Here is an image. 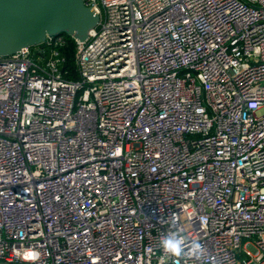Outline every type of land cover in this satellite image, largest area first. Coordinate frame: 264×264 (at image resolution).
I'll return each instance as SVG.
<instances>
[{
  "label": "built area",
  "instance_id": "obj_1",
  "mask_svg": "<svg viewBox=\"0 0 264 264\" xmlns=\"http://www.w3.org/2000/svg\"><path fill=\"white\" fill-rule=\"evenodd\" d=\"M83 2L0 57V264H264V0Z\"/></svg>",
  "mask_w": 264,
  "mask_h": 264
},
{
  "label": "water",
  "instance_id": "obj_2",
  "mask_svg": "<svg viewBox=\"0 0 264 264\" xmlns=\"http://www.w3.org/2000/svg\"><path fill=\"white\" fill-rule=\"evenodd\" d=\"M98 22L83 0H0V57L55 36L85 42Z\"/></svg>",
  "mask_w": 264,
  "mask_h": 264
},
{
  "label": "clouds",
  "instance_id": "obj_3",
  "mask_svg": "<svg viewBox=\"0 0 264 264\" xmlns=\"http://www.w3.org/2000/svg\"><path fill=\"white\" fill-rule=\"evenodd\" d=\"M164 253L174 258V264H180L181 259L188 254L185 241L179 231H171L160 240ZM190 255L196 260H202L207 255V249L202 243L195 241L191 244Z\"/></svg>",
  "mask_w": 264,
  "mask_h": 264
},
{
  "label": "trees",
  "instance_id": "obj_4",
  "mask_svg": "<svg viewBox=\"0 0 264 264\" xmlns=\"http://www.w3.org/2000/svg\"><path fill=\"white\" fill-rule=\"evenodd\" d=\"M65 38V43L63 47L60 48V52L65 56L66 58V64L68 67L72 69L73 67V54H74V47H75V42L73 39L64 36ZM72 74L68 76V78H71ZM74 78V76H73Z\"/></svg>",
  "mask_w": 264,
  "mask_h": 264
}]
</instances>
